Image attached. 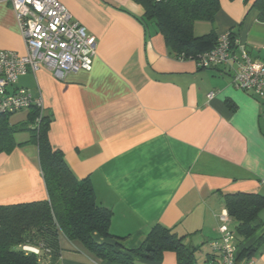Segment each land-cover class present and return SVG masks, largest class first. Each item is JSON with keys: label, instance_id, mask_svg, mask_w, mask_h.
<instances>
[{"label": "crops", "instance_id": "crops-1", "mask_svg": "<svg viewBox=\"0 0 264 264\" xmlns=\"http://www.w3.org/2000/svg\"><path fill=\"white\" fill-rule=\"evenodd\" d=\"M58 1L97 38L93 68L62 81L42 69L15 87L43 97L52 146L78 179H90L97 202L112 211V234L125 238L127 249L139 248L159 224L184 237L197 263L206 264L226 196H264V99L238 89L227 67L200 69L195 60L175 58L134 0ZM255 1L221 0L214 23L197 22L195 35L231 32L264 61ZM0 49L26 53L7 2L0 3ZM15 137L24 143L31 134ZM47 199L37 145L0 154V205ZM260 221L251 238L235 239L239 264L250 248L253 264H264V210ZM60 243L59 264H114L94 261L64 236ZM141 263L179 264L174 252Z\"/></svg>", "mask_w": 264, "mask_h": 264}, {"label": "trees", "instance_id": "trees-1", "mask_svg": "<svg viewBox=\"0 0 264 264\" xmlns=\"http://www.w3.org/2000/svg\"><path fill=\"white\" fill-rule=\"evenodd\" d=\"M134 1L144 7L145 18L154 23L175 58L197 57L214 48L218 36L211 32L198 37L194 27L197 22L214 23L221 0ZM253 8L259 13L258 20L264 23V0H256ZM12 115L0 117V154H10L26 144L37 145L48 199L0 205V264H59L63 252L61 236L98 263L142 264V260L160 261L165 252H174L179 264H198L194 249L184 243V237L159 224L139 248L127 249L123 244L125 238L112 234V211L97 202L90 179H78L64 153L52 146L50 118L44 114L37 125L40 114L36 107L29 110L24 123L12 124ZM22 132H30L31 137L18 143L15 136ZM225 207L236 238L247 240L261 228L263 195L229 194ZM94 233L110 241L99 243ZM148 245L153 250L145 256ZM24 247L38 249L39 253ZM252 250L248 249L247 261L252 258Z\"/></svg>", "mask_w": 264, "mask_h": 264}, {"label": "built area", "instance_id": "built-area-1", "mask_svg": "<svg viewBox=\"0 0 264 264\" xmlns=\"http://www.w3.org/2000/svg\"><path fill=\"white\" fill-rule=\"evenodd\" d=\"M3 2L11 5L16 16L26 53L0 49V117L36 107L40 114L38 125L46 110L43 97H34L24 87H15V83L42 69L52 72L61 81L70 74L91 71L98 40L58 0H0ZM188 59L195 60L200 69L227 67L238 89L264 99V61L254 60L246 45L240 44L233 33L220 34L213 49ZM215 95V92L209 93L208 99ZM217 220L220 237L209 242L206 264H239L228 211L224 210ZM24 249L39 253L35 248ZM245 264H253L252 259Z\"/></svg>", "mask_w": 264, "mask_h": 264}, {"label": "rangeland", "instance_id": "rangeland-1", "mask_svg": "<svg viewBox=\"0 0 264 264\" xmlns=\"http://www.w3.org/2000/svg\"><path fill=\"white\" fill-rule=\"evenodd\" d=\"M25 115H26V112H22V113H17V114H14L12 117H11V122H17V121H24L25 120ZM203 264V262L201 263Z\"/></svg>", "mask_w": 264, "mask_h": 264}, {"label": "water", "instance_id": "water-1", "mask_svg": "<svg viewBox=\"0 0 264 264\" xmlns=\"http://www.w3.org/2000/svg\"><path fill=\"white\" fill-rule=\"evenodd\" d=\"M152 250H153V248H152L150 245H148V246L146 247V250H145L144 255H145V256H148L149 253L152 252Z\"/></svg>", "mask_w": 264, "mask_h": 264}]
</instances>
